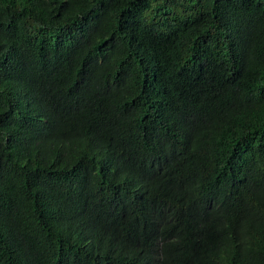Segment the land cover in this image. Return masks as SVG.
Segmentation results:
<instances>
[{
	"label": "trees",
	"instance_id": "16d2710c",
	"mask_svg": "<svg viewBox=\"0 0 264 264\" xmlns=\"http://www.w3.org/2000/svg\"><path fill=\"white\" fill-rule=\"evenodd\" d=\"M0 264H264V0H0Z\"/></svg>",
	"mask_w": 264,
	"mask_h": 264
}]
</instances>
